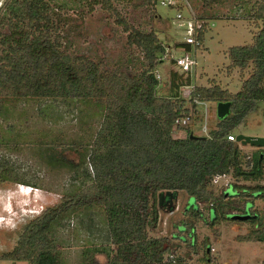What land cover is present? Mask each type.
<instances>
[{
	"label": "rangeland",
	"instance_id": "1",
	"mask_svg": "<svg viewBox=\"0 0 264 264\" xmlns=\"http://www.w3.org/2000/svg\"><path fill=\"white\" fill-rule=\"evenodd\" d=\"M255 1L217 0L205 3L203 0H186L194 17L204 27L199 44L189 49L195 64L189 73H179L169 60L159 61L155 68L160 76L156 94L173 91L171 71L176 72L174 81L181 84L176 89L185 99L186 106L190 105L187 100L190 89L195 85H209L211 78L222 87L236 91L240 78L249 69L227 70L226 49L251 41L253 24L250 14ZM151 2L111 0L118 12L116 15L91 0H48V11L57 26L55 33L61 50L92 60L106 71L122 68L134 72L144 64L142 53L137 46L128 43L127 31L118 18L131 27L154 30L164 46L171 49L172 56L182 53L174 45L180 38L174 20L175 9ZM3 4L0 15L7 17L8 9ZM104 104L79 91L63 96H1L0 253L10 250L22 226L45 207L56 203L63 193L87 187L95 172L105 166L144 158L148 152L145 150L147 143L161 136L154 114L130 104L117 105L113 114ZM206 106L207 127L211 128L217 120L215 105L208 102ZM199 108L201 110L202 106H198L197 115L188 125L197 135L201 132ZM263 108L264 102H258L257 108L246 114L231 132L264 136ZM184 135L185 130L172 131L174 137ZM237 144L243 154L244 167L248 166L245 163L247 156L254 150L260 149L264 155V146ZM60 156L73 164L61 161ZM231 182L252 186L264 183V177L235 179L230 172L215 174L210 187L214 193L222 189L227 193L231 190V185L228 186ZM191 204L196 208L193 199L185 191L178 190L169 205L159 206L155 228L146 229L148 236H170L177 229H182V225L176 226L181 220L192 226L193 244L188 242L186 230L179 231L176 234L185 240L171 238L176 245L163 254V260L173 259L177 264L262 262L263 241H239L236 238L251 228V222L233 220L230 214V219L217 218L212 225H207L185 211V206L188 208ZM253 207L264 217V197L255 198ZM198 210L205 217L208 213L212 218V210H207V204L199 203ZM50 236L59 264H86L92 256L103 263L114 251L115 236L108 228L104 207L98 204L63 215L52 225ZM0 261L4 264H29L23 260Z\"/></svg>",
	"mask_w": 264,
	"mask_h": 264
},
{
	"label": "trees",
	"instance_id": "2",
	"mask_svg": "<svg viewBox=\"0 0 264 264\" xmlns=\"http://www.w3.org/2000/svg\"><path fill=\"white\" fill-rule=\"evenodd\" d=\"M118 15L111 0H91ZM151 1V0H147ZM205 3L217 0H203ZM8 16L0 15V98L1 96L73 95L83 92L96 102H104L110 113L119 104H130L157 118L161 136L147 143L148 152L140 160H124L105 166L95 172L92 182L78 191L63 193L59 200L30 218L19 231L12 248L0 253V259L27 261L29 264H59L50 230L63 215L79 211L93 204L104 207L109 230L115 236L114 251L100 263L90 257L86 264H177L173 259L163 260V254L174 249L171 238L185 240L177 235L181 230L189 234L193 244V228L186 220L176 226L170 236H148L146 229L155 228L159 206L158 193L170 191L172 199L183 190L193 199L185 211L212 225L217 218L230 219L228 215L243 213L250 217L251 228L238 234L239 241L264 242V217L253 207L255 198L264 197V183L246 186L235 182L230 192L222 189L214 193L210 187L213 175L230 172L235 178L258 179L264 177V155L254 150L242 166L243 154L238 142L226 138L242 122L245 115L264 102V0H256L251 12L253 32L251 41L231 45L226 49L227 70L249 69L240 78L239 88L232 92L210 79L207 86L195 85L189 92L193 97L212 102L228 101L227 113L218 118L204 138H192L190 123L184 126L183 137L172 136L173 121L186 113L184 98L179 95L174 81L176 72H170L173 91L156 94L160 80L154 70L164 52V44L154 30H141L118 21L127 31V41L137 46L144 60L139 71L115 68L101 69L92 60L71 55L60 49L51 17L48 0H3ZM1 3V5H2ZM154 4L153 2H151ZM0 5V6H1ZM117 19V18H116ZM204 27L196 39L200 42ZM52 34H54L52 36ZM175 46L188 44L175 42ZM83 59V60H82ZM193 105V103H192ZM104 139V138H103ZM103 146V140L101 142ZM100 144L98 149L100 151ZM99 154V153H98ZM52 155V154H51ZM102 155V154H100ZM61 161L73 164L60 156ZM207 204L212 218L198 210V204ZM172 207V205H170ZM260 264H264V259Z\"/></svg>",
	"mask_w": 264,
	"mask_h": 264
},
{
	"label": "built area",
	"instance_id": "3",
	"mask_svg": "<svg viewBox=\"0 0 264 264\" xmlns=\"http://www.w3.org/2000/svg\"><path fill=\"white\" fill-rule=\"evenodd\" d=\"M2 1L3 0H0V5ZM152 2L154 3V5L158 3L160 5H165L167 7L175 9L174 20L180 37L178 40H176V42H183L185 44H188L189 46L188 48H185L184 45L176 46L177 48L182 50V53L176 56H172L171 49L166 46L164 47V52L159 56L158 60L162 61L164 59H167L179 73H189L191 67L195 64L194 58L189 54V49L192 46L195 47V45L199 44V41L196 39V35L198 34L199 29L202 27V23L194 17L186 0H152ZM183 11L187 12V15ZM154 73L155 77L160 80L159 73L156 71V69L154 70ZM187 100L190 102L189 106L184 105L187 108V112L181 113L176 116L173 121L172 129L184 130L183 127L190 123L192 118L197 115L196 113L198 111V106H202L201 110L199 108V112L201 113L202 117L199 120V129L201 132L198 135H207L209 128L207 127L206 105L209 101L199 99L197 97H193L191 100H189V95ZM226 138L235 141V134L229 132L226 134Z\"/></svg>",
	"mask_w": 264,
	"mask_h": 264
},
{
	"label": "water",
	"instance_id": "4",
	"mask_svg": "<svg viewBox=\"0 0 264 264\" xmlns=\"http://www.w3.org/2000/svg\"><path fill=\"white\" fill-rule=\"evenodd\" d=\"M227 111H228V101H217L215 103V113L218 118L223 117L227 113ZM262 122H263V128H264V108L262 110ZM188 136L192 138H200V139L204 138L203 135L193 134L192 132H189ZM235 140L242 144L249 143L254 146H264V136H254V135H245L242 133H237L235 135ZM172 195L173 193L168 190L163 193H158V204L160 205L162 203V201L164 200V196H167L165 200L166 203L169 200L171 202ZM233 217L236 219H246V218H249L250 215L247 212V210H245L243 213L233 214Z\"/></svg>",
	"mask_w": 264,
	"mask_h": 264
},
{
	"label": "crops",
	"instance_id": "5",
	"mask_svg": "<svg viewBox=\"0 0 264 264\" xmlns=\"http://www.w3.org/2000/svg\"><path fill=\"white\" fill-rule=\"evenodd\" d=\"M0 264H4V261H0Z\"/></svg>",
	"mask_w": 264,
	"mask_h": 264
},
{
	"label": "flooded vegetation",
	"instance_id": "6",
	"mask_svg": "<svg viewBox=\"0 0 264 264\" xmlns=\"http://www.w3.org/2000/svg\"><path fill=\"white\" fill-rule=\"evenodd\" d=\"M163 204V203H162ZM163 206H165V203L163 204Z\"/></svg>",
	"mask_w": 264,
	"mask_h": 264
}]
</instances>
